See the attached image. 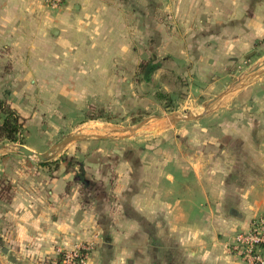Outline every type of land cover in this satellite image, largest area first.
<instances>
[{"label":"crops","instance_id":"crops-1","mask_svg":"<svg viewBox=\"0 0 264 264\" xmlns=\"http://www.w3.org/2000/svg\"><path fill=\"white\" fill-rule=\"evenodd\" d=\"M144 37L147 58L156 47L183 64L206 111L235 81L229 66L264 47V0H64L58 9L0 0V100L24 122L20 145L50 153L54 115L66 119L82 97L108 94L105 79L118 95L119 65ZM254 79L190 121L215 125L219 136L195 128L192 139H103L111 151L81 149L95 182L87 199L76 168L1 152L12 197L0 201V264H55L79 248L87 264H239L229 251L235 233L264 216V71Z\"/></svg>","mask_w":264,"mask_h":264},{"label":"rangeland","instance_id":"rangeland-1","mask_svg":"<svg viewBox=\"0 0 264 264\" xmlns=\"http://www.w3.org/2000/svg\"><path fill=\"white\" fill-rule=\"evenodd\" d=\"M137 45L135 58L129 59V63L119 65L121 77L118 95L111 94L112 85L114 87L113 91L116 93V81L105 79L103 81L104 86L109 89L104 91H107L108 94L105 92L104 95H98L97 97H86L87 102L82 97V103H77L78 106L72 104L66 119H58V116L54 115L56 120L55 142L57 144L67 135L81 137L78 141L68 143L63 150L58 151L57 155H55V160L58 161L65 156L69 158V154L77 156L78 159L72 158L74 160L73 164L76 162L73 166L77 169L76 173L79 172L77 162H80L81 149L84 151L91 149L89 150L91 152L97 148L104 147V150L111 151L110 148L114 144L111 142L105 143L103 139H192L195 128L209 130V128L213 129L215 126L207 123L197 124L196 122L194 124L196 126H192L193 124L190 121V124H185L186 121L183 117L198 116L203 113L205 102L203 103V98L197 99L198 96L193 94L188 81L182 79L184 77L181 69L183 64L167 63L168 58L160 54V49L156 47L152 48L151 58H147L150 49L148 48V40L145 37L144 45L142 43ZM258 48H255L254 54L241 59L240 63H234L229 66V70L233 71L234 80L245 76L247 71L257 66L258 73L264 71V47L259 46ZM147 65H153L156 69L146 74L141 67ZM254 78L243 79L242 82L243 84L250 83L255 80ZM159 92L166 95V97L161 100L158 99L157 93ZM74 98L79 100V97ZM225 100L226 98L218 104V107L225 103ZM79 105L82 107L81 111L76 109V107L79 108ZM89 108L94 109L93 113L98 109H103L109 116L112 115L113 119L110 121H86L84 123L82 121ZM174 113H178L180 117H176ZM212 131L215 136L221 135L219 134L220 131L214 129ZM29 132L32 136V141L39 143L40 139L31 133V129H29ZM196 132L198 135L200 134L199 130ZM213 135L209 139H215L216 137ZM203 139H208V137ZM87 140H91V144L86 143L85 141ZM124 143L126 144L127 142ZM116 146L121 149L124 147L123 144H116ZM62 163L60 161V164ZM84 177L91 182L90 190L93 191L95 182L85 176V171ZM90 190L84 192L85 199H87V194L92 192Z\"/></svg>","mask_w":264,"mask_h":264},{"label":"trees","instance_id":"trees-1","mask_svg":"<svg viewBox=\"0 0 264 264\" xmlns=\"http://www.w3.org/2000/svg\"><path fill=\"white\" fill-rule=\"evenodd\" d=\"M142 70H145L146 74L152 72L156 69L153 65H147L145 67H141ZM166 95L163 93H157L158 99L165 98ZM91 109V110H90ZM90 110V111H89ZM92 108L88 109V113L83 118L82 122L92 121V120H104L110 121L113 119L112 115L109 116L103 109L96 110L93 113ZM0 117L2 118V123L0 125V143H10V144H22V139L20 138L21 132L23 130V120L19 117V115L4 101L0 100ZM60 161L66 163L65 171L70 172L73 171V162L72 158L62 157L58 160L52 161H40L39 164L43 166H49L53 169H57L59 167ZM79 165V172L75 173V177L77 178V183L80 185V194H84L90 190L91 182H89L84 177V169L83 163L77 162ZM12 197L11 185L5 178H0V201L4 203H9ZM64 254L60 253L57 255L55 260V264H63Z\"/></svg>","mask_w":264,"mask_h":264},{"label":"built area","instance_id":"built-area-1","mask_svg":"<svg viewBox=\"0 0 264 264\" xmlns=\"http://www.w3.org/2000/svg\"><path fill=\"white\" fill-rule=\"evenodd\" d=\"M64 0H45L50 9H58ZM229 251L239 264H264V216L255 218L246 230L235 233ZM63 264H87V249L64 254Z\"/></svg>","mask_w":264,"mask_h":264},{"label":"water","instance_id":"water-1","mask_svg":"<svg viewBox=\"0 0 264 264\" xmlns=\"http://www.w3.org/2000/svg\"><path fill=\"white\" fill-rule=\"evenodd\" d=\"M257 70H258V66L254 67L250 71L246 72L245 76H242V77L236 79L232 83V85L226 89V91H224L223 93H221L220 95L215 97L211 102H209L207 104V106H206L207 109H206V111H204L203 114L198 115V116L183 117V119L186 121L200 119L203 115H205V113H208L209 111H211L220 102H222L225 98H227L234 91H236L240 86H242V84H243L242 80L243 79H250L252 77H256L257 75H259L261 72L257 73ZM174 115L176 117H180V115L178 113H174ZM80 139H81V137L77 136V135H67L61 142H59L58 144H56L52 148L50 153H36V152H33L30 149H28L25 146L20 145V144H11V145L0 144V153L3 151L12 150V151L16 152L17 154L22 155L24 157L35 158L41 162L42 161H48V160L52 159L58 151L63 150L67 146L68 143H71L73 141H78Z\"/></svg>","mask_w":264,"mask_h":264}]
</instances>
